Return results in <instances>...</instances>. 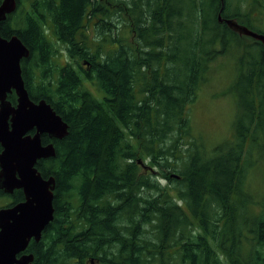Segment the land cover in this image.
<instances>
[{"label": "trees", "instance_id": "1", "mask_svg": "<svg viewBox=\"0 0 264 264\" xmlns=\"http://www.w3.org/2000/svg\"><path fill=\"white\" fill-rule=\"evenodd\" d=\"M240 3L18 0L1 34L30 50V97L69 124L63 139L44 138L56 156L37 164L57 187L34 264H264V196L249 183L264 160V46L219 21L238 19ZM217 64L235 70L237 111L211 147L191 107Z\"/></svg>", "mask_w": 264, "mask_h": 264}, {"label": "water", "instance_id": "2", "mask_svg": "<svg viewBox=\"0 0 264 264\" xmlns=\"http://www.w3.org/2000/svg\"><path fill=\"white\" fill-rule=\"evenodd\" d=\"M17 7L18 0L0 1V26ZM219 21L264 46V33L224 18L222 11ZM29 56L19 36L6 38L0 29V189L10 194L22 189L25 195L21 202L0 207V264H34L35 254L27 250L32 239L41 241L54 220L57 187L56 177H44L37 166L39 160L56 156L55 144H44L42 135L63 139L69 134V124L46 99H31L22 69L23 59ZM13 90L16 106L8 99ZM32 129H36L34 135L29 134Z\"/></svg>", "mask_w": 264, "mask_h": 264}, {"label": "rangeland", "instance_id": "3", "mask_svg": "<svg viewBox=\"0 0 264 264\" xmlns=\"http://www.w3.org/2000/svg\"><path fill=\"white\" fill-rule=\"evenodd\" d=\"M240 2L241 0H230V4L234 9ZM263 5L264 2L262 0H244L240 3V14L256 16V19L260 15V20L257 19V22L264 24ZM237 20L239 22V20H242V17L239 16ZM243 40L247 44H251L253 38L246 36ZM57 45L61 49L64 48L59 43ZM226 57L227 61H230L234 67L235 56L229 55ZM59 62H66L65 57L60 58ZM217 66L218 69L211 75L208 84L203 86L198 99L191 107L195 134L201 136L206 145L211 147L218 145L230 137L237 111L234 98L230 93H227L232 85L235 70L232 72L229 68L225 70L223 68L220 69L218 64ZM257 160L252 166L249 183L252 193L255 194L257 200L261 201L264 196V160ZM8 202L7 197L0 198V206H4ZM258 207L260 206L257 205Z\"/></svg>", "mask_w": 264, "mask_h": 264}, {"label": "flooded vegetation", "instance_id": "4", "mask_svg": "<svg viewBox=\"0 0 264 264\" xmlns=\"http://www.w3.org/2000/svg\"><path fill=\"white\" fill-rule=\"evenodd\" d=\"M242 16V15H241ZM240 16V17H241ZM248 15L246 14V15H243L242 16V20H239V23H241V24H243V25H245V26H247V27H249L250 28V26H249V20H251L250 21V23L251 22H254V23H258L257 22V19H256V16H250L247 20H246V17H247ZM260 18V17H259ZM233 19H236L237 20V18H233ZM256 19V20H255ZM255 20V21H254ZM238 21V20H237ZM252 29V28H251ZM254 30V29H253ZM12 93H15L16 94V92H15V90H13V92H11V93H9V94H12ZM17 95V94H16ZM32 99V98H31ZM12 102V101H11ZM17 102H18V97H17V100H16V103H13L14 104V106H16L17 105ZM35 132H36V129H32L30 132H29V134H32V135H34L35 134ZM44 138H50V139H52L51 137H49V135L46 133V134H44V135H42V140H43V143L44 144H46V143H49V142H44ZM2 151V146L0 145V152ZM17 190H19V189H16L13 193H5V195H7L6 197H7V199L9 200V202L6 204V205H4V207L5 206H11V205H13V204H15V203H18V202H21V201H23L24 199H25V195H24V192H23V190H22V192H23V195H24V198L23 199H21V200H18V201H15L14 200V194H15V192L17 191ZM3 207V206H2ZM33 242H36V241H34L33 239H32V241L30 242V245L33 243ZM37 243V242H36ZM30 245H29V247H30ZM29 249V248H28ZM28 251V250H27ZM29 252V251H28Z\"/></svg>", "mask_w": 264, "mask_h": 264}, {"label": "bare ground", "instance_id": "5", "mask_svg": "<svg viewBox=\"0 0 264 264\" xmlns=\"http://www.w3.org/2000/svg\"><path fill=\"white\" fill-rule=\"evenodd\" d=\"M243 36V34H241Z\"/></svg>", "mask_w": 264, "mask_h": 264}]
</instances>
